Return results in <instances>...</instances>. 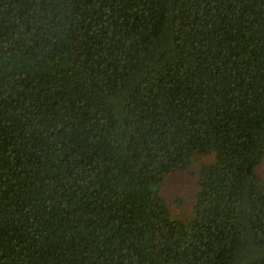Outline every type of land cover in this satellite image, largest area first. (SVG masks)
I'll list each match as a JSON object with an SVG mask.
<instances>
[{"label":"trees","instance_id":"16d2710c","mask_svg":"<svg viewBox=\"0 0 264 264\" xmlns=\"http://www.w3.org/2000/svg\"><path fill=\"white\" fill-rule=\"evenodd\" d=\"M263 156L264 0H0V264H264Z\"/></svg>","mask_w":264,"mask_h":264},{"label":"rangeland","instance_id":"374dc122","mask_svg":"<svg viewBox=\"0 0 264 264\" xmlns=\"http://www.w3.org/2000/svg\"><path fill=\"white\" fill-rule=\"evenodd\" d=\"M212 161L213 155L200 157L188 172L172 174L163 183L162 196L173 220L187 223L191 216L197 191L194 173L197 172L202 163H211ZM255 172L264 181V156Z\"/></svg>","mask_w":264,"mask_h":264}]
</instances>
